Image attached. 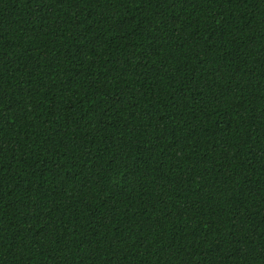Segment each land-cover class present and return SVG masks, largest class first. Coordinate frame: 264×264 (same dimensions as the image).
<instances>
[{
  "label": "trees",
  "instance_id": "1",
  "mask_svg": "<svg viewBox=\"0 0 264 264\" xmlns=\"http://www.w3.org/2000/svg\"><path fill=\"white\" fill-rule=\"evenodd\" d=\"M0 264H264V0H0Z\"/></svg>",
  "mask_w": 264,
  "mask_h": 264
}]
</instances>
